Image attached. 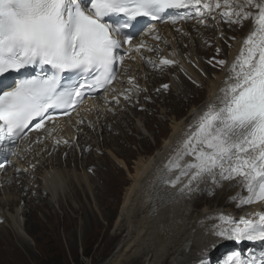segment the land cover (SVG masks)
<instances>
[{
	"label": "bare ground",
	"instance_id": "obj_1",
	"mask_svg": "<svg viewBox=\"0 0 264 264\" xmlns=\"http://www.w3.org/2000/svg\"><path fill=\"white\" fill-rule=\"evenodd\" d=\"M204 2L209 3V9H203ZM215 2L216 0H202L201 5L189 6L183 10L182 17H177L180 19L178 23H173L172 19L166 23H155L148 29H144L143 33L135 36L132 44L127 47L130 50V56L129 54L123 55L124 61L119 69L117 79L112 85L99 93L98 96L87 98L69 117L55 120L42 132L31 133L27 139L19 144L15 155L11 158L10 165L0 169V195L5 194V198L0 196V222H4L8 218L9 213L7 211L12 208L14 214L9 219L13 221L12 226L22 248L28 252H33L32 244L22 234V229L35 231L34 227L29 225V219L22 218L24 215H32L36 220L45 217L46 225L52 233L45 241L51 246H57L56 240L58 239L55 233L57 229L55 227L63 225L72 250L76 249L78 235L82 241H85L92 226L101 225L100 218H102L106 232L101 239L100 253L106 254L114 251V248L116 249L103 264H192L195 262L209 264L210 258H212V264H220L221 260L224 264L227 257L234 252H239L238 249L234 250L231 247H228L229 250L231 249L230 251L225 250L223 252L224 249H228L225 248V245L231 242L239 246L241 249L239 253L244 258L257 260L261 257L264 253V243L260 241L246 239L216 240L207 235L206 230L212 227L214 223H219L217 214L221 213L227 214L230 218L255 219L257 214L264 213V201L243 206L236 199L238 195L242 199L249 195L244 191L242 183L223 181L222 185L201 184L199 180H193L191 185L186 188L185 185L191 179L192 172H189L187 176H181L175 185L171 181L176 180L181 169L177 168L167 172L169 162L174 161L178 152L182 151L183 142L188 139L189 133L196 128L209 107L218 103L222 96L221 90L233 82L229 79L233 75L230 72L231 65L245 47V40L254 29L253 18L245 19L243 15L245 11H251L254 15L258 14L257 9L246 7L241 11L235 6L244 3V0H232L233 6L231 8L223 7V0H220L222 7L215 8ZM254 2H261V0H254ZM196 8H200L202 14L198 13ZM224 11H231L233 15L230 18H225L221 15ZM235 12H241V15L236 16ZM234 17L237 22L229 23L228 21L233 20ZM209 18H212V22L208 21ZM240 26H242L241 32L243 33L238 35L234 31ZM186 35H189V38H186ZM178 37L180 45L183 46V52L179 49L180 45L175 41ZM213 39L216 42L214 46L211 42ZM168 41L171 42L172 50H168L165 46ZM141 43L144 46L137 51V45ZM184 51L188 52L184 53ZM213 51L220 53V56L215 57L214 60L211 59ZM166 56L167 58H165ZM120 57H122L121 54ZM163 59L177 62L178 71H175V74L180 79L179 81L177 78L171 79V86L176 90L175 92L172 89L175 96L173 105L176 107L171 124L172 131L154 154L135 162L133 166L135 174L132 176V183L126 190L120 213H117V206L108 208L111 195L93 196L92 194L89 196L85 193L87 197L85 198L79 194V189L75 188L73 195L67 196L70 210L65 208L63 200L58 201L60 208L64 211V217H59L52 209L55 207L54 200L58 191L56 189L61 188L60 184L63 178L59 179L63 174L61 172H65L69 164L75 169L80 168L81 165L83 170L89 166H95L91 162L90 156H87L90 154H88L89 148L97 150L96 147H102L103 142L106 143L107 141L106 135L113 136V133L108 130L114 132L123 127L126 129L127 126L122 124V120L129 123V115L125 109L137 108V102H135V96L137 97L136 94H139L137 86L141 85L145 89L152 90L154 86L156 87L163 82L160 80L161 78L157 79L164 74L159 72L162 71L163 65L157 67V65L162 64L159 62ZM210 60L214 66L207 63ZM217 60H224L225 64L221 65ZM219 65L221 67L217 68ZM128 67L132 68V74L127 76L126 80L123 77L126 85L119 87V89H123L124 94L119 93L120 95H117L114 92L117 84L119 85V78L124 73L122 72L124 69L128 71ZM139 68H142L141 72ZM191 84H195L199 88L194 87L193 89ZM157 87L160 88V86ZM200 88H203L202 91ZM198 91L202 92L200 93L202 95H199L203 97V99L201 98L202 101L193 104L189 112L179 118L178 115L183 108L185 97L189 93L195 95ZM139 95L145 97L143 92ZM103 100L104 102H101ZM189 100L193 102L196 99H191L190 96ZM164 104L162 103L161 106ZM104 105L105 107L106 105L115 107L114 110L120 107L118 110L121 114L108 113L106 116L103 114ZM132 105H134L133 108ZM97 106L100 108L95 112ZM153 108L148 109L153 110ZM80 113L84 117L77 118ZM146 115L144 112L142 113L140 122L138 124L136 122L134 125V130L143 132V128H147L149 118ZM115 139L116 136L113 138V142ZM192 142L195 143V137H193ZM110 153L120 157L122 155L121 165L132 174L129 162L123 156L121 147L119 149L111 148ZM193 161L194 156H186L180 163L183 166L184 163ZM109 162L108 164L113 167V161L110 160ZM55 166L59 168V171L56 172ZM43 167L47 169L43 171ZM106 168L102 171L104 176L102 181L104 180V183L109 184V180L114 178ZM58 174L61 176L59 177ZM162 175L163 181L161 180ZM79 178L81 191L87 192V188L91 190V181L93 180L87 172L84 171V175L82 177L80 175ZM239 179V177L236 178L237 181ZM69 183L72 188L73 177L70 178ZM110 185L113 184L110 183ZM27 187H30V192L32 191L31 196H27L29 192L26 193L24 190ZM212 189L217 191L215 199L212 202H206L202 209L199 208V205L208 199L207 191ZM2 190L4 192H1ZM42 192L51 196L43 197L44 200L37 202V198L42 197ZM92 200L95 201L96 205L90 208L85 201L91 202ZM73 202L77 203L78 206ZM47 208H49L48 211ZM38 211L43 213L39 215ZM78 218L82 220L81 224L78 223ZM71 226L74 227L72 231L69 229ZM109 230H111L110 237L107 236ZM2 233L0 230V236ZM9 233L13 234L11 230ZM123 233L125 236L117 245L116 239ZM0 239L3 240L2 237ZM85 248L87 252H93L90 246ZM97 252L99 253V249L96 254Z\"/></svg>",
	"mask_w": 264,
	"mask_h": 264
},
{
	"label": "snow or ice",
	"instance_id": "obj_2",
	"mask_svg": "<svg viewBox=\"0 0 264 264\" xmlns=\"http://www.w3.org/2000/svg\"><path fill=\"white\" fill-rule=\"evenodd\" d=\"M201 3L202 0H0V148L7 142V152L14 154L11 146L36 117L41 118L34 125L39 129L49 109H63L68 114L67 109L85 98L82 90L86 85L96 89L111 84L117 53L124 44H132L136 33L129 29L137 18L155 21L171 10ZM232 6V0H223V7ZM235 6L241 11L254 7L258 14L244 12L243 18H253L254 29L231 65L233 75L229 79L233 82L221 90L218 103L209 107L189 133L182 151L169 162L167 172L181 169L176 180L171 181L173 185L192 172L186 188L193 180L201 184L242 183L249 195L243 199L238 195L236 199L251 204L264 201V0H244ZM202 7L209 9L210 5L204 2ZM214 7H222L220 0ZM196 11L202 14L200 8ZM221 15L230 18L233 13L224 11ZM121 16V20H112ZM143 46L137 45L136 50ZM161 63L174 61L163 59ZM218 63L223 65L225 61ZM66 73L80 78L68 79ZM186 156H194V161L181 166ZM4 167L0 162V168ZM163 178L162 175V181ZM217 219L219 223L206 230L216 240L264 243V213L255 219L230 218L221 213ZM224 264L257 261L234 252ZM259 264H264V253Z\"/></svg>",
	"mask_w": 264,
	"mask_h": 264
},
{
	"label": "rangeland",
	"instance_id": "obj_3",
	"mask_svg": "<svg viewBox=\"0 0 264 264\" xmlns=\"http://www.w3.org/2000/svg\"><path fill=\"white\" fill-rule=\"evenodd\" d=\"M236 20L237 19L234 17L233 20L231 19L228 22L231 24H234L235 22H233V21H236ZM208 21L212 22V18H209ZM235 26H237V24H235ZM241 30H242V26L236 28V30L234 32L239 35V33H243V32H241ZM186 38H189V35H186ZM179 40L180 39L178 37L175 41L177 44L180 45L181 43ZM211 42H212L213 46H214V44H216L214 39ZM165 46L167 47L168 50L173 49L170 41L166 42ZM179 49L182 52L184 50L182 45H180ZM185 52L187 53L188 51H184V53ZM212 53H213V54H211L212 57L210 56L212 60H214L215 57L220 56V53L217 51H213ZM129 56H130V54H129ZM187 57L189 59L188 55H187ZM165 58H167V56ZM172 61H174V60H172ZM159 63H161V62H159ZM176 63L177 62L174 61V63H172V64H167L168 66L166 64L165 65L164 64L157 65V67H161L163 65L161 67L162 71H159V72L164 73V74L161 77L157 78V79L161 78L160 80L163 81L161 84L157 85V86H160L161 89L156 86L158 88V90H157V88L154 86V88H152V90H148V89L143 88V86H141V85L137 86V89L139 90V94L141 92H143L145 99L143 98V95L141 96L143 98L142 99L139 94H136V95H138L137 97L135 96V102H137L136 103L137 108L131 109V110L129 108L125 109V110H127V114L129 115V120H128L129 123L126 120L125 121L122 120V124L124 126H127L126 129L123 127L122 129L115 130L114 131L115 133L111 130H108L111 133H113V136L110 137L109 135H106L107 141H106V143L103 142L102 147H98V148L96 147L97 150H95V149L92 150L91 148H89L90 152H88V154L89 153L90 154L87 156H90V160L92 163H94L95 166H89L88 168L83 170L81 165H80V168L75 169L74 166H70V164H69L68 167L65 169L66 174L64 171L61 172V174L63 173L62 176L60 174H58L59 177L61 176L59 179H61L62 177L63 178L61 179V184H60L61 188L56 189V191L57 190L58 191L56 193L57 195L55 196V200H54L55 201V207L52 210H53V212L57 213L59 215V217H61V218L64 217V211H63V209L60 208L58 201L63 200L65 202L64 206L68 210L70 207H69L68 202H67V196L73 195V193L75 192V188L79 189L78 190L79 194H82L83 197H85V198H87L85 193L88 194L89 196L92 194H93V196H95V195L96 196H98V195H101V196L111 195L109 197L110 205L108 208H113V207L117 206V209H116L117 213H120V210L122 208L123 198L125 196L126 190L130 186V184L132 183V181H131L132 176L135 174L134 173L135 169L133 168V166L135 165V162L138 159H141V158L145 159L146 157L148 158V157H150V155L154 154L162 146L164 139H166L171 134V131H172L171 130V124L173 123L172 122L173 115H174V111L176 110V107L173 105L175 102L174 91L176 92V90H174L171 86L172 85L171 79L177 78V81L180 80L178 75L175 74V71H178ZM207 63L208 64L210 63L209 65L214 66L213 63L211 62V60H210V62L208 61ZM166 66L169 68H167ZM220 67L221 66L219 65L217 68H220ZM175 68H177V69H175ZM127 69H128V71H125V69L122 71L124 73H122L121 77L119 78V81H118L119 85L117 84L116 91L114 92L117 95L124 94L123 93L124 91L122 92L123 89L121 88L122 90H120L119 87H122L123 85L125 86L126 82L124 81V79L126 80V77L131 76V74H132V68L128 67ZM141 69L142 68H139L140 72H141ZM157 69H159V68H157ZM156 72H158V71H156ZM171 74H173V75H171ZM123 77H124V79H123ZM165 85H167V87H165ZM192 87H193V89H194V87L199 88L195 84H193ZM202 89L203 88H200V91H202ZM164 90H166V91H164ZM200 91H198L197 94L195 93V95L193 93H189L185 97L186 102L184 101V103H183L184 104L183 108H182L183 111L182 110L180 111V113L178 115L179 118L182 116H185L189 112V109L191 108V106H193V104L200 103L202 101L203 97H200L202 95V94H200V93H202ZM125 92H128V91L125 90ZM130 96H132V94H130ZM190 96H191V99L195 98L196 100L197 99L198 100L197 101L194 100L192 102L191 100H189ZM171 98H172V100H171ZM189 101H191V102H189ZM101 102H104V100ZM165 102H168V103L164 104ZM162 103L164 104L163 106H161ZM109 104L112 105V103H109ZM99 106H101V105H99ZM99 106H97V109L95 108V112L99 110V108H100ZM138 106H140V107H138ZM104 107H105V105H104ZM133 107H134V105H132V108ZM147 107L148 108L154 107V108H153V110H149ZM114 108L115 107L112 108V107L106 105V107L104 108L105 110H104L103 114H105L106 116L108 113L120 115L121 113L118 110L120 107H118L117 110H114ZM92 110H94V109H92ZM163 111H164V113H163ZM141 112L142 113L144 112V115L148 114L146 116L149 118V121L147 122V128L148 129L143 128V132L134 130L135 123L137 122V124H138L140 122L139 120H140L141 115H142ZM99 114H100V111H99ZM82 117H84V115L82 113H80L77 116V118H82ZM144 121H145V119H144ZM142 135H144L143 138H142ZM115 136H116L117 140L115 139V141L113 142V138ZM72 144H74V143H72ZM119 146L121 147V151L123 153V156L129 162L132 174H130L129 170H127L126 168H124L123 165H121L120 159H121L122 155L120 157V156H116V155L110 153L111 148L112 149H119L120 148ZM76 154H77V152H76ZM110 160H112L113 163L115 164V165L113 164V167H111L108 164V163H110L109 162ZM80 163H81V161H80ZM103 167L104 168L107 167L106 170L114 178L112 180H109V184L107 183L108 185L106 183H104V180L102 181V178H104V176L102 175V171L104 169ZM55 168H57V170L55 169L56 172L59 171L58 167L55 166ZM42 169H43V171H45L44 169H47V168L43 167ZM84 171L87 172L89 177H91L93 180V181H91V187H90L91 190L89 188H87V192L81 191V187H80L81 185L79 182V180H80L79 177H80V175H81V177L84 175ZM120 171H122V173H120ZM71 177H73L72 188L70 186L71 184L69 183V180ZM110 183L113 185L111 186ZM18 184H20V183L18 182ZM37 184L40 185L39 183H37ZM104 185H105V188H104ZM27 188H25L24 190L26 193L29 192L27 196H31L32 191L30 192V190H29L30 187H27ZM1 192H4V190H2ZM80 192H82V193H80ZM207 192H208V195H207L208 199H206V201L204 203L202 202L199 205V208H201V209H202V207H204L206 202H212L213 199H215V196L217 195V191H215L213 189L209 190ZM42 193H40V194H42ZM0 196L5 198V194H1ZM47 196H51V195L47 194V193H45V194L43 193L42 197L37 198L36 201L41 202L42 200H44L43 197L46 198ZM85 202L90 208H92L93 206L96 205L95 201H93V200L91 202H89V201H85ZM73 204L78 206V204L75 202H73ZM244 205H247V204H243V206ZM10 209L7 211L9 213L8 218H6L4 222H0V228H1L0 230H2V232H3L2 235L0 236V238L1 237L3 238L2 241L0 239V241H1V243H0V264H103V263H105L106 259L113 252L116 251V249L114 248V251H112L110 253H106V254L100 253L101 248H102V240L101 239L106 232V229H105L106 227L104 226L105 223H104V220L102 218H100L101 219V225H99V224L93 225L90 232L88 233L87 239L85 241H82L80 238V235H78V241H77V245L75 247L76 249L72 250L71 244L68 241V238L66 237L63 225L62 226H56V227L53 225V227H55L57 229V231L55 233H56L58 240H56L57 246H51V244H49L45 241L46 238H48L49 236L52 235L50 228L46 225L45 217L41 218L39 220H36V219H34L35 217L32 215H27V216L21 215L23 219L28 218L29 219V225L33 226L35 229L34 232H32L30 230H28L29 231L28 232V231L22 229L23 230L22 234H24L26 236V239L33 246V252L32 253L28 252L27 250L22 248L20 242L18 241L17 235L15 234L14 227L12 226L13 221H12V219H9V217L11 215H13L14 213H13V209L12 208H10ZM46 210L48 211L49 208H47ZM42 213L43 212L38 211L39 215H41ZM78 223H80V224L82 223V220L79 218H78ZM52 224H55V223H52ZM80 224H79V226H80ZM69 229L72 231L74 229V227L71 226V227H69ZM10 230L13 232V234L9 233ZM125 233L119 235V237L116 239V241H118L117 245H119L121 239L125 236ZM79 234H80V232H79ZM107 236L108 237L111 236V230H109L107 232ZM86 246H90L93 252H87L86 248H85ZM19 247L22 249H20ZM228 247L232 248V245L226 244L225 248H228ZM98 249H99V253L97 252V254H96V251ZM225 250L229 251V248L224 249L223 252H225ZM17 254L18 255L20 254L19 257ZM208 263L212 264V258H210L208 260ZM192 264H199V263L195 262ZM220 264H223V260H221Z\"/></svg>",
	"mask_w": 264,
	"mask_h": 264
}]
</instances>
